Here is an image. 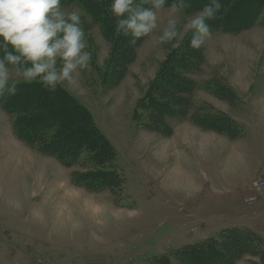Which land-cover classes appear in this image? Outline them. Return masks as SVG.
Returning a JSON list of instances; mask_svg holds the SVG:
<instances>
[{
	"label": "rangeland",
	"instance_id": "374dc122",
	"mask_svg": "<svg viewBox=\"0 0 264 264\" xmlns=\"http://www.w3.org/2000/svg\"><path fill=\"white\" fill-rule=\"evenodd\" d=\"M96 1L111 12L112 0ZM63 8L79 11L89 63L94 60L102 72L115 40L103 37L81 5ZM197 11H178L177 37L159 44L157 37L173 18L168 4L159 10L158 27L141 39L114 89L102 86L100 72L92 68L76 73L74 83L59 84L86 108L113 149L103 165L116 172L115 187L90 188L75 177L93 168L83 163L86 154L84 167H65L24 145L0 108V264H150L155 256L232 227L256 232L264 244V7L251 26L210 30L196 49L202 59L189 74L198 86L194 105L242 126L234 139L221 136L225 147L219 144V155L206 152L217 146L212 137L218 134L188 119L165 118L168 134L146 130L134 119L167 56L189 44L192 33L185 25ZM9 82L24 81L13 73ZM211 82L229 87L235 102L203 91L201 85ZM233 264L264 263L242 254Z\"/></svg>",
	"mask_w": 264,
	"mask_h": 264
},
{
	"label": "trees",
	"instance_id": "16d2710c",
	"mask_svg": "<svg viewBox=\"0 0 264 264\" xmlns=\"http://www.w3.org/2000/svg\"><path fill=\"white\" fill-rule=\"evenodd\" d=\"M63 7L73 3L81 5L91 19L92 25L102 28L103 37L109 42L115 40L109 49L105 69L101 72L91 62V68L100 72V83L111 90L117 87L127 73L128 66L136 58L135 45H129V38L115 31V18L111 12L96 0H61ZM172 2V0H168ZM208 0H188V11L202 9ZM218 18L208 21L210 30L232 32L245 29L255 21L264 0H220ZM166 6V5H165ZM264 23V22H263ZM186 44V45H185ZM183 43V51L167 56L158 73L149 83L134 113V119L142 128L159 134H168L171 127L167 119L190 120L193 125L218 135L236 138L242 126L226 115L206 111V106H195L192 94L197 84L189 77L200 62V54ZM199 54V55H198ZM99 71V72H98ZM10 83V82H9ZM16 85L14 96L5 95L0 99V108L10 116L14 135L26 146L37 152L56 159L65 167H90L78 172L75 177L88 187H108L116 184V172L104 170L103 164L112 158L113 149L106 138L92 123L86 108L77 102L59 84L50 92L41 84L10 83ZM205 83L202 89L214 97L235 102L232 90L224 85ZM166 118V120H165ZM85 165L82 164L84 167ZM242 254L259 256L264 263L263 239L256 232L232 227L220 231L217 237L203 240L192 245L182 246L168 255L155 256L150 264H233Z\"/></svg>",
	"mask_w": 264,
	"mask_h": 264
},
{
	"label": "clouds",
	"instance_id": "9594fccd",
	"mask_svg": "<svg viewBox=\"0 0 264 264\" xmlns=\"http://www.w3.org/2000/svg\"><path fill=\"white\" fill-rule=\"evenodd\" d=\"M150 5L144 7L141 5ZM168 0H112L110 11L115 17L116 33L128 37L135 45L158 27L157 12ZM188 7V0H172L168 4L173 18L167 21L157 43L177 37L174 18ZM220 0H208L193 13L185 25L192 33L190 49L201 48L211 37L208 21L218 18ZM85 33L78 10L66 12L61 0H0V99L14 96L16 85L10 84L13 73L25 83L39 82L54 92L57 85L75 82V74L91 71V55L85 51Z\"/></svg>",
	"mask_w": 264,
	"mask_h": 264
},
{
	"label": "crops",
	"instance_id": "0c3cea01",
	"mask_svg": "<svg viewBox=\"0 0 264 264\" xmlns=\"http://www.w3.org/2000/svg\"><path fill=\"white\" fill-rule=\"evenodd\" d=\"M203 91H204V90H203ZM205 92H206V91H205ZM206 93H207V92H206ZM209 95L211 96V94H209ZM216 100H217V99H216ZM217 101H218V100H217ZM216 110H217V109H216ZM197 129H198V128H197ZM212 135H214V134H212ZM222 137H223V136H222ZM222 137H221V135H218L217 138H216L215 135L212 137V138H215L216 140L218 139V140H217L218 143H216V145H217L216 147H213V148H212V147H208V148H207V151H206V152H207V155H208V156H211V155H212V156H217V155H219V154L221 153V151H219L220 147H218L219 144L222 143V144L224 145V147H225V140H224ZM221 138H222L223 140H222ZM203 143H204V142H203ZM207 144L212 145V142H209V143H207ZM213 144H214V143H213ZM239 183H240V182H239ZM240 185H241V183H240ZM258 230H259V229H258ZM259 231H260V230H259ZM259 233L262 234V235L264 236V233H263L262 231H260Z\"/></svg>",
	"mask_w": 264,
	"mask_h": 264
},
{
	"label": "built area",
	"instance_id": "2783aa9c",
	"mask_svg": "<svg viewBox=\"0 0 264 264\" xmlns=\"http://www.w3.org/2000/svg\"><path fill=\"white\" fill-rule=\"evenodd\" d=\"M263 185V184H262Z\"/></svg>",
	"mask_w": 264,
	"mask_h": 264
}]
</instances>
